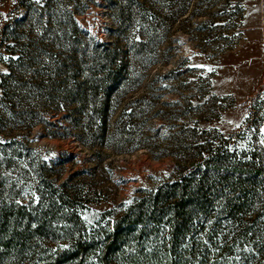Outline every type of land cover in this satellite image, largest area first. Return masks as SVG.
<instances>
[{"label": "rangeland", "instance_id": "374dc122", "mask_svg": "<svg viewBox=\"0 0 264 264\" xmlns=\"http://www.w3.org/2000/svg\"><path fill=\"white\" fill-rule=\"evenodd\" d=\"M111 41L130 80L83 112ZM118 234L112 264H264V0H0V264Z\"/></svg>", "mask_w": 264, "mask_h": 264}, {"label": "trees", "instance_id": "16d2710c", "mask_svg": "<svg viewBox=\"0 0 264 264\" xmlns=\"http://www.w3.org/2000/svg\"><path fill=\"white\" fill-rule=\"evenodd\" d=\"M118 13H120L122 16L125 17L128 15L129 19L132 16V14H130L129 11H125V8L118 10ZM123 30H124V26L121 25L118 30H115L116 33L115 32L113 33L118 34V36L123 35L124 33L122 32ZM118 46H119L118 42L111 41L108 44H101L95 48V52H96L95 57L97 59L93 61V65L94 68L96 67L98 71L101 70L103 76H101V78L93 77L91 81L92 84L90 85L89 90L80 88L81 99L83 102L85 101L84 102L85 104L83 105V108H81V111L85 112L84 110L86 107L85 105L89 104L90 97L97 98L98 93L102 91L104 96H107L108 98L116 91L117 93H119V88L123 86V82L130 80V74H129L130 66H128L129 62L128 61L124 62L120 59L121 51ZM99 50H102V52H100ZM107 107H109V104L106 101L99 104L98 106L96 105L95 108H93L92 111L93 114H91L90 116V126H92V128L96 126L97 127L96 131H98L102 135L105 134V130H106L105 123H103V120L105 118ZM97 117L102 120L99 124H97V122L94 121L95 118ZM205 179L206 178H204L203 181H205ZM203 191L204 188L201 187H199V189H197L194 192L190 191V193L187 190V188L185 189V187L179 191L174 190L173 195L176 197L175 199L176 202L168 206V208L171 209V211L173 212L176 211L178 213H186L185 212L186 210L194 208L195 206L199 208L204 207L205 195L202 194ZM117 229L118 230L121 229L123 231L122 226L120 225L117 226ZM124 233H126L125 237L127 238L131 236V234H133L131 229H125V231L121 232L122 235H124ZM117 236H120V234L114 235L113 238H111L109 244L107 243L105 244V246H102L100 248L102 252V258L100 264L114 263L115 261L114 258L119 254L120 250L122 249L120 245L121 244L120 238H122V236L120 237ZM74 249H75L74 252L68 251V253H66L65 256L60 257V259H58V263L63 262L68 264L69 261H72L73 264H84L85 261V255L83 254L85 253L84 246L81 243H78L74 246ZM135 260L137 262L139 261L136 258Z\"/></svg>", "mask_w": 264, "mask_h": 264}, {"label": "snow or ice", "instance_id": "6c2138e0", "mask_svg": "<svg viewBox=\"0 0 264 264\" xmlns=\"http://www.w3.org/2000/svg\"><path fill=\"white\" fill-rule=\"evenodd\" d=\"M13 2H15V0H13Z\"/></svg>", "mask_w": 264, "mask_h": 264}]
</instances>
